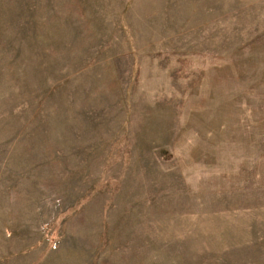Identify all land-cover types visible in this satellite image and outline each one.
Instances as JSON below:
<instances>
[{"label":"rangeland","instance_id":"obj_1","mask_svg":"<svg viewBox=\"0 0 264 264\" xmlns=\"http://www.w3.org/2000/svg\"><path fill=\"white\" fill-rule=\"evenodd\" d=\"M0 264H264V0H0Z\"/></svg>","mask_w":264,"mask_h":264}]
</instances>
